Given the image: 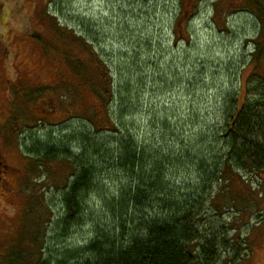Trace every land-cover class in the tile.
<instances>
[{
    "label": "rangeland",
    "instance_id": "rangeland-1",
    "mask_svg": "<svg viewBox=\"0 0 264 264\" xmlns=\"http://www.w3.org/2000/svg\"><path fill=\"white\" fill-rule=\"evenodd\" d=\"M258 32L243 0H0V155L8 167L1 194L13 188L0 198V264H61V253L85 248L96 229L112 225L104 202L127 185L124 173L90 159L99 173L86 209L67 222L73 168L33 154L69 133L116 150L122 133L95 95L101 65L114 86L117 127L151 154H173L178 162L164 178L180 195L209 190L203 224L223 228L237 246L219 264H264V181L230 171L228 181L208 184L211 162L198 165L212 159L209 151L223 154L212 136L228 98L240 92L242 105L264 87L249 65ZM78 60L85 74L71 65Z\"/></svg>",
    "mask_w": 264,
    "mask_h": 264
},
{
    "label": "trees",
    "instance_id": "trees-1",
    "mask_svg": "<svg viewBox=\"0 0 264 264\" xmlns=\"http://www.w3.org/2000/svg\"><path fill=\"white\" fill-rule=\"evenodd\" d=\"M243 2L259 20V32L252 42L254 48L249 56V65L253 67L252 78L264 86V1ZM71 65L79 75L83 71L85 74L83 63L79 60ZM97 68L103 88L95 95L105 101V113L113 121L115 134L122 133L120 138H115L116 150L113 153L103 148L98 150L101 146L94 145L88 137L82 136L84 140H81V136L77 137L79 134L69 133L62 144H40L42 148L36 149L39 153L33 151L34 158L42 164L62 159L72 166L74 180L63 196L64 220L67 222L73 215H82L86 209L87 196L99 173L90 159L99 158L98 161L103 162L102 167L121 171L128 183L118 190L115 198L104 202L112 225H101L96 229L93 240L85 248L61 253V264H219L223 252L227 254L235 246L226 238L223 228L211 230L203 224L209 190L204 188L193 195L182 196L177 187L167 184L164 178L166 171L170 166H176L178 161L171 158L173 154H151L137 143L128 128L123 125L117 127L110 116V107L114 102L112 79L106 76L102 65ZM262 88L253 97H247L242 105L240 92L228 98L230 104L224 124L217 136H212V143L220 144L223 154L220 156V153L209 151L212 159L198 164L207 166L211 162L210 170L203 174L208 184L228 181L230 171L249 173L264 181ZM92 90L95 91V88ZM72 144L78 145L82 152L80 156L72 152ZM32 243L38 244V240ZM233 254L236 257L237 252ZM28 257L32 259L33 254ZM21 258L19 256L18 259ZM46 264H49L48 261Z\"/></svg>",
    "mask_w": 264,
    "mask_h": 264
},
{
    "label": "flooded vegetation",
    "instance_id": "flooded-vegetation-1",
    "mask_svg": "<svg viewBox=\"0 0 264 264\" xmlns=\"http://www.w3.org/2000/svg\"><path fill=\"white\" fill-rule=\"evenodd\" d=\"M4 161L2 160V157H1V155H0V174H5V175H8V171H7V169H8V167H7V164H5V163H3ZM6 171V172H5ZM1 186H2V181H1V175H0V198H1V196L2 197H5V195L6 194H8V193H10V192H12V189L13 188H7L6 189V192H8V193H5V195L4 194H1ZM6 186H9V182L8 183H6ZM1 200V199H0Z\"/></svg>",
    "mask_w": 264,
    "mask_h": 264
}]
</instances>
